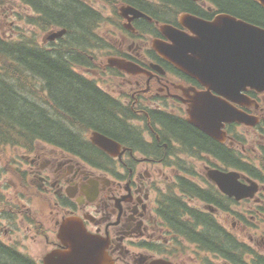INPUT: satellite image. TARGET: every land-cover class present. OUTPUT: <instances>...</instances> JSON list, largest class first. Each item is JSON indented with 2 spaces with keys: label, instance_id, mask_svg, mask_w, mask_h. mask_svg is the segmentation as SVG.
I'll use <instances>...</instances> for the list:
<instances>
[{
  "label": "flooded vegetation",
  "instance_id": "flooded-vegetation-1",
  "mask_svg": "<svg viewBox=\"0 0 264 264\" xmlns=\"http://www.w3.org/2000/svg\"><path fill=\"white\" fill-rule=\"evenodd\" d=\"M124 1L133 2L156 20L155 14L165 12L152 0ZM195 6L211 20L207 5ZM120 20L121 30L110 31L109 56L136 65L140 72L110 68L121 78L120 86L102 92L132 117L125 122L129 135L121 140L112 137L121 145L115 156L87 140V147L79 141L77 148L38 143L30 156H23L22 165L36 196L48 204V213L36 211V221L23 219L21 225L14 219L0 220V244L22 255L16 235L26 227L25 235H31L40 253L36 264H44L46 257L67 252L69 242L61 237L67 227L90 238L94 248L107 256L106 264H264L260 242L253 237L252 245L243 243L233 234L232 223L224 222L234 208H248L247 204H253L255 217L264 218V108L260 111L262 127L227 124V140L209 136L187 121L190 104L205 89L151 48L152 38L166 40L158 25L137 19V32L131 33ZM172 24L184 29L178 18ZM255 97L264 103V95ZM237 108L254 112L253 108ZM159 114L185 121L230 155L224 159L210 148L184 143L167 131ZM256 129L263 141L257 150L261 153L259 168L246 159L247 141L236 137L244 134L239 131ZM234 170L243 176L242 182L250 177L259 184L254 198L238 199L211 181L217 171ZM236 215L243 225L245 213ZM211 228L223 232L221 245L212 242ZM233 241L234 249L229 245Z\"/></svg>",
  "mask_w": 264,
  "mask_h": 264
},
{
  "label": "trees",
  "instance_id": "trees-1",
  "mask_svg": "<svg viewBox=\"0 0 264 264\" xmlns=\"http://www.w3.org/2000/svg\"><path fill=\"white\" fill-rule=\"evenodd\" d=\"M158 1L168 12L169 8H174L203 16L191 0ZM21 2L36 12L35 19L29 21L32 25L43 31L65 29L67 35L49 47L39 46L33 39L10 40L0 36V147H22L27 153L34 151L37 142L77 148L81 147L78 145L81 141L87 147L88 143L84 142L81 135L83 131L92 129L119 140L125 139L129 135L125 118L129 115L104 94L94 81L80 73L81 69L97 70L99 55L95 51L108 47L106 40L96 34L95 25L100 15L81 0ZM210 2L220 13L264 28V9L254 0ZM4 3V0H0V5ZM154 16L160 21H169L166 16ZM36 82L46 91L43 105L36 102L43 95L37 93L39 88ZM159 116V120L166 123L167 131L181 138L184 143L210 148L224 159L230 155L229 150L185 121ZM219 159L225 164L223 159ZM235 164L234 167L240 168ZM213 231L211 228L209 232L214 235L212 242L221 245L223 232L220 233L219 229ZM229 245L234 249L236 242ZM0 264L35 262L0 244Z\"/></svg>",
  "mask_w": 264,
  "mask_h": 264
},
{
  "label": "water",
  "instance_id": "water-1",
  "mask_svg": "<svg viewBox=\"0 0 264 264\" xmlns=\"http://www.w3.org/2000/svg\"><path fill=\"white\" fill-rule=\"evenodd\" d=\"M256 1L264 9V0ZM120 14L126 18L125 25L130 30H134L133 20L147 17L131 6H122ZM179 22L189 32L161 25L160 30L169 41L156 39L153 48L207 89L190 104L189 122L221 142L227 140L222 130L225 123L256 126L259 118L238 111L231 102L259 109V104L245 92L264 93V28L229 14H219L207 21L184 13ZM64 34L65 31L53 33L49 39L55 40ZM107 64L133 74L140 72L136 65L121 59L110 58ZM92 141L110 153L119 149L117 143L98 133H94ZM239 178L237 173L219 172L212 177L224 192L238 199L253 196L256 186L245 189ZM61 237L69 242L67 252L50 255L46 264H106L105 255L98 252L82 232L65 228Z\"/></svg>",
  "mask_w": 264,
  "mask_h": 264
},
{
  "label": "rangeland",
  "instance_id": "rangeland-1",
  "mask_svg": "<svg viewBox=\"0 0 264 264\" xmlns=\"http://www.w3.org/2000/svg\"><path fill=\"white\" fill-rule=\"evenodd\" d=\"M92 5L95 7L97 11L102 13L105 21L101 24V31L104 37L112 39L110 36L112 33L110 31L118 32L120 29L117 25H121V22H118V18L115 15V8L112 7V2H117L116 9L120 5V0H89ZM111 2V4L108 3ZM4 4L0 5V36L5 39L10 40H26L29 41L33 39L36 43L43 44V41L46 35L49 32H44L41 29H36L31 26L29 23V18L34 15L33 11L26 9L18 0H4ZM97 52V51H95ZM98 61L100 62V67L103 65L104 58L107 57L110 52H100ZM102 71V70H101ZM93 74H96V78L100 81V85L104 87L106 90H118L120 86L121 78H117L119 76L113 72H104L94 71ZM39 91L37 93H41L42 99H36V102L43 105L46 100V91L42 90V86L39 82H36ZM45 99V100H44ZM77 131V130H76ZM80 132V131H78ZM76 132V133H78ZM239 132H243L244 134L236 135V137L245 139L247 142L245 144V149H247V153L249 152V161L259 166V160L261 159V153H258V146L263 144V141L259 135L260 130H242ZM89 131H83L82 136L85 140H89L91 137ZM28 155L24 148H11V147H0V218H11L15 221H19L20 225L23 224L22 220L26 219H34L39 217L36 215V211H45L46 214L48 211L46 210L48 204L45 205L43 201L36 196V188L29 182L24 179L22 176L19 177V169L20 171L26 170V168L22 165L23 156ZM2 163V164H1ZM6 163L8 165H16L14 169H11L9 166L5 169ZM3 166V167H2ZM3 170V172H2ZM21 175V173H20ZM29 183V184H28ZM37 200V203H36ZM18 206L20 209H17ZM247 207H239L234 208L232 210V216H227V222L229 225L232 223V231L233 234L237 237V239L241 240L243 243L247 245H252L250 242V238H256L260 244L259 253L264 256V243L261 240H264V218L255 217V210L253 204H247ZM247 209V211H246ZM237 212L245 213V218L243 219V225L238 222ZM18 213H22V215L17 216ZM236 223L235 225H233ZM26 227L22 228L16 238L20 242L21 250L23 254L34 258L40 256V253H36V241H32L31 235H25ZM15 238V237H14ZM36 239V238H35ZM203 256L202 258H205Z\"/></svg>",
  "mask_w": 264,
  "mask_h": 264
}]
</instances>
